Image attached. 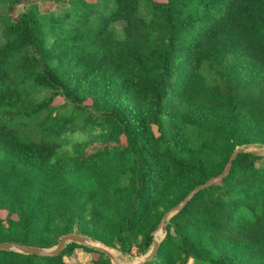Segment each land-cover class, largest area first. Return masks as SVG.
Segmentation results:
<instances>
[{
	"label": "trees",
	"instance_id": "obj_1",
	"mask_svg": "<svg viewBox=\"0 0 264 264\" xmlns=\"http://www.w3.org/2000/svg\"><path fill=\"white\" fill-rule=\"evenodd\" d=\"M249 146L264 0H0V243L76 233L144 257ZM77 249L112 264L75 243L0 264H80ZM144 264H264V157L239 154Z\"/></svg>",
	"mask_w": 264,
	"mask_h": 264
},
{
	"label": "water",
	"instance_id": "obj_2",
	"mask_svg": "<svg viewBox=\"0 0 264 264\" xmlns=\"http://www.w3.org/2000/svg\"><path fill=\"white\" fill-rule=\"evenodd\" d=\"M239 154H251L255 157H264V151H259V150H251L247 149L246 147H241L239 148L230 158L228 165L226 166L224 172L222 175L219 177L210 180L208 183L205 185H202L195 189L182 203H180L177 207L172 209L170 212H168L164 218L162 219L159 227L156 229V231L153 233L154 236V241H153V246L149 253L144 256L143 260L138 263V264H144L145 262L149 261L152 259V257L155 255L159 245L162 242V239L160 238V233L163 231L165 234V229H166V224L167 222L177 213H179L181 210L184 209V207L187 205V203L192 199V197L204 190L207 187L212 186L213 184L219 183L221 180H223L229 173L232 162L236 159V157ZM69 243H75L80 246H83L88 249H94L97 251H100L104 253L109 260L111 261L112 264H120L117 259L114 257L112 252L110 251V248L107 246L102 245L101 243L97 241H93L90 238L86 236H82L76 233H72L69 235L63 236L59 243L56 245V247L52 249H43V248H38V247H31V246H22L19 244H14V243H0V251H15L23 254H30V255H36V256H41V257H54L58 256L62 250L67 246Z\"/></svg>",
	"mask_w": 264,
	"mask_h": 264
},
{
	"label": "rangeland",
	"instance_id": "obj_3",
	"mask_svg": "<svg viewBox=\"0 0 264 264\" xmlns=\"http://www.w3.org/2000/svg\"><path fill=\"white\" fill-rule=\"evenodd\" d=\"M23 7L22 6H19L18 10H22ZM45 95V92L43 91H40L38 96H40V98H42L43 96ZM58 102V100L56 101ZM247 149H251V150H259V151H264V147H259V146H249L247 147ZM160 238H164V233L162 232L161 235H160ZM110 251L114 252V257L117 259V261L120 263V264H138L140 263L144 257H138L135 252H133L132 254L130 255H124L122 254L121 252H119L118 250L116 249H112L110 248ZM75 256L76 258L74 259H68L69 261H71L72 263H80V264H90V257L88 255L87 252H85L84 250H81V249H77L75 251Z\"/></svg>",
	"mask_w": 264,
	"mask_h": 264
},
{
	"label": "bare ground",
	"instance_id": "obj_4",
	"mask_svg": "<svg viewBox=\"0 0 264 264\" xmlns=\"http://www.w3.org/2000/svg\"><path fill=\"white\" fill-rule=\"evenodd\" d=\"M162 232H163V231H162ZM162 232H161V233H162ZM161 233H160V235H161ZM112 254L115 255L113 251H112ZM115 257H116V256H115ZM116 258H117V257H116Z\"/></svg>",
	"mask_w": 264,
	"mask_h": 264
}]
</instances>
